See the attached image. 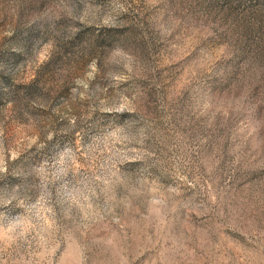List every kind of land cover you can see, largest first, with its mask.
<instances>
[{
  "label": "rangeland",
  "instance_id": "1",
  "mask_svg": "<svg viewBox=\"0 0 264 264\" xmlns=\"http://www.w3.org/2000/svg\"><path fill=\"white\" fill-rule=\"evenodd\" d=\"M0 264H264V0H0Z\"/></svg>",
  "mask_w": 264,
  "mask_h": 264
}]
</instances>
